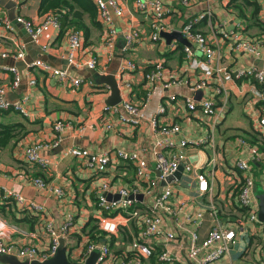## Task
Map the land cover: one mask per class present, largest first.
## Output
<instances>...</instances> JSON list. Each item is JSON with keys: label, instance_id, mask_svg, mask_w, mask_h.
Returning a JSON list of instances; mask_svg holds the SVG:
<instances>
[{"label": "crops", "instance_id": "0c3cea01", "mask_svg": "<svg viewBox=\"0 0 264 264\" xmlns=\"http://www.w3.org/2000/svg\"><path fill=\"white\" fill-rule=\"evenodd\" d=\"M134 2L135 0H119L124 15L114 17L110 26L101 22L99 15L97 25L92 24L88 15H85L88 34L84 35V32L79 31L82 33L83 50L78 54V60L84 63L95 58L97 65L94 70L69 66L68 35L78 30L64 29L62 20L60 30L49 27L39 42L30 41L21 25L12 27V30L0 27V87L10 89L6 98L12 103L24 96L29 98L26 104L29 113L27 117L14 111H0L2 124H22L27 132L18 143L0 151V216L4 222L18 228V232L11 233L2 230L5 241L15 244L17 248L35 246L40 250H47L52 243L48 226L51 225L60 232L67 218L73 216L69 234L63 239L69 255L68 261L71 264H82L86 246L92 242L88 233L91 228L90 221L98 220L99 228L101 217L109 216L122 222L116 236L105 235L98 242L110 247L111 256L106 264H124L126 261H131L132 264H160L155 256L143 258L135 252L141 234L138 220L119 209L103 212L98 206V198L104 194L102 189L105 184L109 185L110 200L119 199L122 189L131 191L138 188L143 197L136 201L135 208L144 212L154 206L156 198L167 187L166 182L159 180L160 174L155 168L152 155L153 146L158 139L156 129L152 126V119L156 118L159 125L177 123L181 126L177 141L207 138L210 142L208 145L186 150L187 163L212 173L210 191L201 195L195 173H188L183 166L180 179L171 182L174 188L171 198L173 214H164L163 226L166 231L177 236L172 245L174 255L180 259L187 255L190 233L196 230L199 222H202L198 230L200 237H206L212 227L209 210L213 205L224 227L236 232L239 228L243 229L239 232L233 249L215 264H264V233L261 225L247 220V212L240 206L239 188L246 174L236 168L239 159L250 161L252 170L247 175L255 179L257 186L264 187V137L256 131L258 119L264 116V85L259 86L251 78L224 80L223 86L228 96L215 95L212 89H207L203 91L202 97H198V92L191 91V86L195 83L208 79L210 84H217L213 76L208 74L200 57L196 56L193 62L187 59L183 48L191 47L192 43L185 45L177 40L168 43L165 39L152 42L149 38V20L136 11ZM16 3L15 8L0 6V19L10 20L9 15L12 13L16 18L22 17L37 26L41 25L44 17L39 14L41 0H18ZM263 3L264 0H211L208 4L197 2L190 7H184L180 0H169L166 2L169 10L167 23L173 32H180L185 23L210 10L211 20L205 19L197 25V29L217 50L221 63L230 70L250 67L262 69ZM109 27L118 33L113 49L106 44ZM133 30L141 33L142 40L128 51L124 47V35ZM221 31H236L243 38L257 42L261 57L255 58L247 53L232 51L231 41L224 40L220 36ZM21 52L25 55L24 59H17ZM129 60L138 69L122 72V66ZM36 61L60 70L76 68L73 77L84 82L78 88L68 87L59 78L49 76L36 66L32 67ZM158 64L164 65L167 74L173 73L185 83L168 90L156 88L150 101L146 102L148 92L153 88L146 82L145 74ZM12 67H16L21 76L17 89H11L14 75L9 69ZM101 75L115 76L122 102L129 101L140 108V112L145 115L140 125L133 127L104 112L111 89L98 81ZM32 80L36 81L35 85L31 84ZM172 95L176 96L175 101L169 99ZM187 97L197 102L212 98L218 107L225 105V109L219 112V117L204 118L199 113L188 110L185 101ZM159 106L166 108L165 114L161 116L156 115ZM236 109L243 110L241 112L244 116L240 118L238 114L235 117ZM231 114L234 119L230 122L232 126H229L227 120ZM59 120L73 123L75 129L65 130L59 135V147L41 151L43 156L50 159V167L42 169L29 163L25 155L30 146L53 142L58 138L54 124ZM242 139L250 146L257 147L261 158L251 159L249 150L239 144ZM69 147L96 154H112V158L107 166L92 169L84 159L64 158L62 153ZM116 150L137 152L147 161L151 180L156 181L151 194L145 193L149 182L138 179L135 166L113 156ZM213 156L217 161L215 167L208 164ZM37 177L44 179L52 187L63 189L65 197L58 198L50 192L36 188L32 180ZM4 187L22 194L28 201L44 205V212L29 210L13 199L4 198ZM256 205L254 198V209L257 208ZM199 213L203 214V220L195 223ZM189 217L192 220H188ZM4 222L0 221V229L5 227L2 225ZM148 244L154 248L156 255L164 249L163 240L160 238H151Z\"/></svg>", "mask_w": 264, "mask_h": 264}, {"label": "built area", "instance_id": "2783aa9c", "mask_svg": "<svg viewBox=\"0 0 264 264\" xmlns=\"http://www.w3.org/2000/svg\"><path fill=\"white\" fill-rule=\"evenodd\" d=\"M17 2L18 0H13ZM98 8V15L104 24L110 26L114 20V17H122L124 15V9L119 3V0H93ZM169 0H135V9L137 12L143 14L150 23V34L149 38L152 42L163 41L162 33L173 32L171 26L167 23L169 16V10L166 2ZM211 0H180V3L184 7H190L194 3L201 2L208 4ZM262 13L264 15V3L262 7ZM212 14L210 10L203 14H200L196 18L190 20L183 25L180 30L182 36L192 43V46H184L183 50L187 56L189 62L196 60V56L200 57L203 65L207 68L208 74L213 76L216 80L217 85L210 84L208 79H204L195 83L191 86V91L197 93L199 91H206L212 89L215 95L225 94L228 96V92L223 86L224 80H240L243 78H251L259 86L264 85V68L259 69L256 67H250L245 69L230 70L224 66L220 59L219 53L210 43L208 38L197 29V25L205 19L211 20ZM17 22L24 25L26 31L31 36L32 40L39 42L44 32L49 27L55 30L61 29L60 19L52 13L46 14L43 17L41 25H36L33 22L26 20L22 17H18ZM0 27L12 30V23L7 18L0 19ZM109 33L106 37V44L110 49H113L116 43L117 31L109 27ZM220 36L224 40L231 41V49L235 52H243L252 55L255 58L261 57L259 44L255 41L243 38L236 31H221ZM125 38V50H131L132 46L142 40V35L139 31L133 30L124 35ZM68 63L69 66L74 67H87L88 69L94 70L97 65L95 58H90L88 61L82 63L78 60V54L83 50V39L82 33L79 31L71 32L68 35ZM194 46V48H192ZM24 53L17 55V59H24ZM40 68L44 73L49 76L59 78L66 86L71 88L80 87L84 80L71 76L68 70H60L51 67L50 65L36 61L32 65ZM138 69L137 65L128 61L125 66H122V72H132ZM1 71V69H0ZM14 75V79L11 84V89H17L21 83V76L16 67L9 69ZM146 82L153 88L152 91L148 92L146 102L150 101L153 91L156 88L170 89L173 87L182 86L184 80L176 76L173 73H166L164 65L158 64L148 73L145 74ZM32 85L36 84L35 80L31 81ZM7 87H0V111L8 112L14 111L24 117L29 116L26 104L29 100L27 96H24L21 100L12 103L7 100ZM170 100L175 101L176 96L172 95L169 97ZM186 105L190 112L199 113L204 118L219 117V112L224 111L223 107H218L212 98H204L197 102L195 99L187 97ZM227 99H225V104ZM104 112L115 116L119 121L125 124H130L133 127L140 125L141 121L145 118V115L140 112V108L129 101L121 102L116 106L106 105ZM165 106H159L156 111V115L161 116L165 114ZM152 126L156 129L158 139L156 140L152 155L155 162V168L159 172V180L167 183V187L164 191L156 198L154 206L149 211H141L135 208L137 201L136 196L142 195L138 188H134L131 191L122 189L119 192V199L109 200L108 191L109 185L105 184L102 191L104 194L98 198V206L103 212H110L115 209H119L126 214H129L131 218L138 220L141 225L140 240L136 244L135 252L143 258H151L155 256L156 261L160 264H215L221 260L227 253H229L238 241L239 232L243 229L239 228L238 232L233 229H229L223 226L219 219L218 211L215 206H211L209 214L212 219V227L208 231L205 238L200 237L199 228L202 226V222L196 225V230L190 233V245L188 248L187 255L180 259L174 255L172 251V245L176 241V234L170 231H166L163 226L164 214H173V208L171 206V198L174 195V188L171 182L178 180H172L168 182L167 179L170 176L175 175L181 167L188 173H195L198 192L203 195L210 191V176L212 173L200 168L193 167L187 163L188 158L186 156V150L190 147H202L208 145L209 139L202 138L198 140H180L177 141L176 137L181 132V126L177 123L159 125L156 118L152 119ZM108 128H111L108 125ZM75 126L71 122H64L59 120L54 124V131L58 135V138L53 142L38 143L30 146L26 151V159L29 163L36 164L42 169H48L51 165L50 159L43 156L41 151L44 149H54L61 144V135L65 130H74ZM78 131L82 132V129ZM256 131L264 137V116L258 119L256 125ZM240 146L247 148L251 154V159L257 160L261 158V154L257 147L250 146L244 139L239 141ZM213 147V146H212ZM214 148V147H213ZM64 158L72 157L77 159H84L87 161V165L90 168H103L107 166L112 158V154H96L90 153L87 150L69 147L62 153ZM115 158L121 161L129 162L135 166V171L138 179L147 180L148 187L145 191L146 194H151L153 188L156 185L155 180H151V171L148 168L147 161L137 152H126L122 150H116L113 154ZM209 165L216 166V157L213 156L209 162ZM236 168L246 176L241 180L239 188L238 199L241 208L247 213V220L251 223L261 225L264 233V223L259 221V202L255 197L254 188L257 186L255 179L251 175H247L252 170V163L245 159H239L236 163ZM32 184L40 189L54 194L58 198H64L65 192L59 187H52L44 179L37 177L32 180ZM3 197L6 199H13L19 205L35 212H44V205L28 201L22 194L9 190L6 187L2 188ZM134 196L133 199H130ZM143 196V195H142ZM254 198L256 200L257 208L254 209L253 203ZM192 220V218H188ZM198 220H203V214L199 213L196 215L195 223ZM3 223L4 221L1 219ZM122 220L118 221L116 218L109 216H102L99 220V230L106 236H116L120 231ZM73 224V216H69L67 221L60 228V232H57L51 225L48 226V233L52 238V243L47 250H40L35 246H24L17 248L13 243H6V239L2 234L3 231L18 232V228L14 225L7 224L4 222L5 227L0 229V255H14L21 261L28 260L45 262L52 259L61 247V241H64V237L69 234L70 227ZM23 233V232H21ZM27 235L26 233H23ZM151 238H160L163 240L164 249L157 255L154 252V248L148 244V240ZM65 246V241H64ZM67 249V248H66ZM94 252L99 253L97 264H106L108 258L111 256L110 247L107 244L98 242L88 243L86 246V254L83 258V263L86 259ZM134 252V253H135ZM68 253V252H67ZM69 258V255H68ZM2 264V263H0ZM124 264H132L131 261H126ZM140 264V263H139Z\"/></svg>", "mask_w": 264, "mask_h": 264}, {"label": "trees", "instance_id": "16d2710c", "mask_svg": "<svg viewBox=\"0 0 264 264\" xmlns=\"http://www.w3.org/2000/svg\"><path fill=\"white\" fill-rule=\"evenodd\" d=\"M50 13L62 20L64 29L82 31L84 35L88 34L85 15H88L92 24H98L97 7L93 0H41L39 14ZM26 134V128L22 124L5 125L0 122V151L18 143ZM0 208L2 209V206ZM97 222L98 220L92 219L89 223L91 228L88 233L92 242H99L105 237L99 230Z\"/></svg>", "mask_w": 264, "mask_h": 264}, {"label": "water", "instance_id": "95a60500", "mask_svg": "<svg viewBox=\"0 0 264 264\" xmlns=\"http://www.w3.org/2000/svg\"><path fill=\"white\" fill-rule=\"evenodd\" d=\"M16 2H14L13 0H0V6L6 7L8 8H15L16 7ZM9 19L11 21L16 20V15L12 14L9 15ZM162 37L163 39L167 40L168 43H171L173 40H177L180 41L181 43L185 44V45H191L190 42L188 40H186L182 34L180 32H172V33H162ZM98 81L102 84H106L110 87L111 89V95L107 101L108 105L111 106H116L118 104H120L122 102V98H121V91L119 89V85L118 82L115 78V76L113 75H101L98 78ZM203 92L199 91L197 93L198 97H202ZM182 169L179 170V172H177L175 175L170 176L167 181L171 182L172 180L175 179H180V175H181ZM254 193H255V197L259 202V221L261 223H264V194L259 195L258 197L256 196V193L258 191V186H256L254 188ZM143 196L142 195H138L136 196L137 200L141 199ZM134 196H131L130 199H133ZM110 200V197H109ZM106 241V240H105ZM99 257V253L98 252H94L92 253L85 261L84 264H97V260ZM0 263L2 264H71L68 261V255H67V249L64 246V241H61V247L58 250L57 254L50 260H47L45 262H38V261H21L20 259H18L16 256L14 255H0Z\"/></svg>", "mask_w": 264, "mask_h": 264}, {"label": "rangeland", "instance_id": "374dc122", "mask_svg": "<svg viewBox=\"0 0 264 264\" xmlns=\"http://www.w3.org/2000/svg\"><path fill=\"white\" fill-rule=\"evenodd\" d=\"M17 25H21V26L24 28V30H26L23 24H21V23L17 22L16 20H14V21L12 22V27L14 28V27H16ZM25 32H26L27 35L29 36L30 41L34 42V41L32 40V38H31V36L29 35V33H28L27 31H25ZM76 71H77L76 68H74V69H69V70H68V73H69L70 75H72V76H75V75H74V72H76ZM89 71H90V70H89ZM90 72H94V73H95L96 71H90ZM241 111H243V110H241V109H236V110H235V117H236L238 114H240V118L243 117L244 115H243V113H242ZM233 119H234V115L231 114V115L229 116L228 120H227V123H228L229 126H232L230 122H231V120H233ZM262 194H264V187H263L262 185H258V191H257V193H256V196L258 197L259 195H262Z\"/></svg>", "mask_w": 264, "mask_h": 264}]
</instances>
